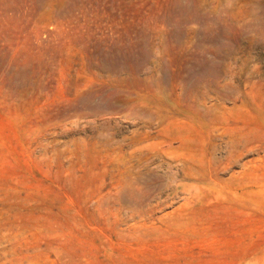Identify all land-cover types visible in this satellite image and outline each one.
<instances>
[{"label": "rangeland", "instance_id": "obj_1", "mask_svg": "<svg viewBox=\"0 0 264 264\" xmlns=\"http://www.w3.org/2000/svg\"><path fill=\"white\" fill-rule=\"evenodd\" d=\"M0 264H264V0H0Z\"/></svg>", "mask_w": 264, "mask_h": 264}, {"label": "bare ground", "instance_id": "obj_2", "mask_svg": "<svg viewBox=\"0 0 264 264\" xmlns=\"http://www.w3.org/2000/svg\"><path fill=\"white\" fill-rule=\"evenodd\" d=\"M173 173V172H172ZM173 176H174V174H173Z\"/></svg>", "mask_w": 264, "mask_h": 264}]
</instances>
